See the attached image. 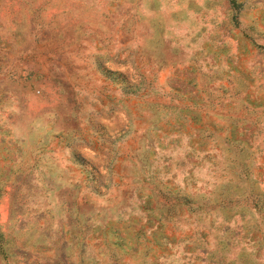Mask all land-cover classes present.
<instances>
[{
  "label": "rangeland",
  "instance_id": "obj_1",
  "mask_svg": "<svg viewBox=\"0 0 264 264\" xmlns=\"http://www.w3.org/2000/svg\"><path fill=\"white\" fill-rule=\"evenodd\" d=\"M0 264H264V0H0Z\"/></svg>",
  "mask_w": 264,
  "mask_h": 264
}]
</instances>
